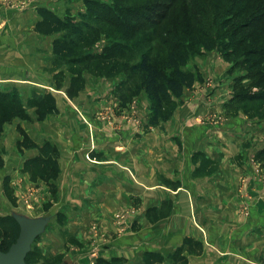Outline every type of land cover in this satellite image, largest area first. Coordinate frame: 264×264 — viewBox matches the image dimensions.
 Instances as JSON below:
<instances>
[{
	"label": "rangeland",
	"instance_id": "rangeland-1",
	"mask_svg": "<svg viewBox=\"0 0 264 264\" xmlns=\"http://www.w3.org/2000/svg\"><path fill=\"white\" fill-rule=\"evenodd\" d=\"M164 4L171 8L160 19L157 12ZM181 5L174 0H0V93L12 106L0 127V214L51 215L31 244L27 264H127L111 244L170 212L176 201L159 191L180 184L175 159L181 153L182 133L188 130L182 129L191 123L213 125L202 131L204 145L213 142L212 132L218 133L216 140L234 137L228 140L233 152L227 169L237 175L235 213L254 220L248 205L255 196L248 193L253 188L258 189L264 212V159L256 157L264 146V98L252 97L264 93V87L240 77L255 69L248 64L258 55L250 56L247 65L232 66L245 46L224 55L217 44L240 18L233 17L219 37L211 36L208 49L195 32L194 38H181L177 29L187 15L184 11L198 17L197 7ZM39 6L70 16L83 34L35 31ZM144 11L158 21L140 18ZM206 15L210 20L211 14ZM169 18L178 21L171 25ZM165 25L172 26L171 34H165ZM205 30L212 32L207 26ZM65 36L75 38V57L53 53V38ZM143 52L163 74H171L169 56L182 57L181 68L198 74L156 113L141 87V72L133 66ZM78 75L81 87L69 96L66 88ZM48 92L58 110L40 117L37 104ZM200 132L183 139L184 181L199 187L196 205L205 204L208 219L218 218L222 231H228L231 226L225 223L237 215L229 219L222 208H209L212 200L221 202V195L207 192L218 165L205 153L207 145L192 146ZM45 141L58 150V175L32 180L23 161L40 154ZM209 151L217 152L216 146ZM167 166H173L170 176ZM123 172L130 176L129 187ZM145 184H152L156 193L141 194ZM0 245L7 248L1 236ZM145 251L139 264H168L163 257L147 260Z\"/></svg>",
	"mask_w": 264,
	"mask_h": 264
},
{
	"label": "trees",
	"instance_id": "trees-1",
	"mask_svg": "<svg viewBox=\"0 0 264 264\" xmlns=\"http://www.w3.org/2000/svg\"><path fill=\"white\" fill-rule=\"evenodd\" d=\"M174 1H181V6L184 9L188 5L198 8V17L195 19L192 15L184 11L183 15H187L183 18L181 29L179 28L177 30L181 32V38H186L187 36L193 37L194 32L198 34V37H200L198 41H200V45L205 49H208L212 45L211 36L213 39L219 37L222 35V30L220 31V29H225L224 26H228L233 17L240 18L233 25L232 29L226 30L223 33V38L217 41V44L224 55L238 51V45L245 46L239 53L241 54L240 57L232 62V66L247 65L248 63L246 62H249L250 56L258 55V57L248 64V67L253 66L255 69H252L250 72L246 71L240 77L248 76L251 82H255L257 85L261 84L264 87V0ZM169 8H171L170 4H164L160 11L157 12L158 17L164 19L169 14L167 13ZM37 11L39 18L34 24L35 31L43 34H51L61 30H70L71 33L78 36L83 34V29L80 27V24L76 23L70 16L63 17L46 6H39ZM207 11L211 14L210 20L207 19ZM139 15L140 18L149 22L153 20L158 21V17L155 20L154 17H149L145 11ZM168 20H171V22L169 21L171 25L176 24L178 21L174 18H169ZM171 25H165V34L172 33L173 28ZM205 26L212 30V32H207ZM176 45L179 44L176 43ZM76 46L74 37H55L52 40V50L56 55L69 58L75 57L77 51ZM169 58H171L170 65H172L171 74L161 73L160 69L150 62L145 52L141 53L138 61L133 64L134 68L141 72V87L150 96V107L153 113H156L162 102L168 100L171 95L179 96L183 88L190 86L198 75L192 70L181 68L178 62H180L182 57L176 58L175 56H169ZM236 77L234 80H236ZM79 80V75L71 79L66 88L69 96L77 94L82 84ZM252 97L257 99L264 98V93H255ZM11 107L9 101H7V97L0 93V127L3 121L8 118ZM57 110L58 107L55 102V97L51 92L46 93L37 104V112L40 117H44L47 113L57 112ZM260 156L264 159V146L256 152L258 159H261L259 158ZM22 168L30 172L32 180H36L39 176L57 177L59 163L56 146L49 141H45L41 146L40 154L25 158ZM5 188H7V183H5ZM18 232L19 224L12 214H0V236L4 239V243L7 244V248L16 239ZM183 250H186L187 254H198L202 250V242L191 236H183L181 244L177 245L169 254L172 262L170 264H185L187 262V255L183 253ZM29 254L30 250L26 254V262ZM143 255L147 260L162 259V255L156 251L147 250ZM59 263L62 262L56 264Z\"/></svg>",
	"mask_w": 264,
	"mask_h": 264
},
{
	"label": "crops",
	"instance_id": "crops-1",
	"mask_svg": "<svg viewBox=\"0 0 264 264\" xmlns=\"http://www.w3.org/2000/svg\"><path fill=\"white\" fill-rule=\"evenodd\" d=\"M209 52L206 51L202 55L207 56ZM230 124V122L226 123L228 126ZM185 126L182 132L188 129L185 133L186 137L187 134L194 135L196 131H201L197 138L192 140V146L194 147L196 144L197 146L203 144L201 143L204 137L202 131L205 130V127L213 125H210V123H191ZM211 128L209 127V129ZM185 134L182 133L180 141L181 153L176 155L175 159V172L176 177L180 179V184L174 189L165 188L159 191L162 196L176 201L173 203L170 212L166 216L159 218L157 223L143 225L140 232L133 231V234L131 233L122 237V239L113 241L111 246L118 250L119 254L124 255L127 264H139L143 250L159 252L165 263L170 264V252L177 245H180L182 237L187 235L200 240L202 242V250L198 254H187L186 250H183V253L187 255L185 264H264V212L260 208L261 198L258 194V189L253 188L248 191L251 194L255 193V196L248 203L250 206L249 210L253 211L255 215L254 220L253 218L238 216L235 213L236 208L233 207V200L236 199L234 196V182L237 175H233L232 171L228 170L232 162V157H229V155L233 152L228 148V146H231V141L228 142V140L229 138L235 140L234 137L224 135L221 139L216 140L215 136L219 135L216 132H212L211 134L214 135L213 142L209 143L208 141V144L205 143L207 146L203 144L205 153H208L209 157L212 156L218 165L217 170L214 172V180L207 183V192L221 195V202L216 203L212 200L211 204H208L209 208H213V212L222 208L223 214H227L229 219L234 218V214L237 215L235 221L225 223V225L231 226L228 231H222L218 218L208 219L207 214L204 213L205 204L196 205L198 198L195 195L199 193V187L195 183L192 184L188 181L185 183L184 181L183 139ZM213 146H216L217 152L212 153L213 150L212 152L209 151V147ZM171 168L173 166L166 167L167 176L172 175ZM122 176L124 184L126 182L129 187L131 185L130 176L125 172L122 173ZM145 186V189L139 188L141 194L156 193L152 184H145ZM135 190L136 187L133 191ZM254 228L256 230H252ZM247 231L250 234H244Z\"/></svg>",
	"mask_w": 264,
	"mask_h": 264
},
{
	"label": "water",
	"instance_id": "water-1",
	"mask_svg": "<svg viewBox=\"0 0 264 264\" xmlns=\"http://www.w3.org/2000/svg\"><path fill=\"white\" fill-rule=\"evenodd\" d=\"M11 214L19 224V232L6 250L0 248V264H27L26 254L30 250L34 238L44 231L51 215L48 213L30 216L19 211H11ZM59 264L73 263L62 262Z\"/></svg>",
	"mask_w": 264,
	"mask_h": 264
}]
</instances>
